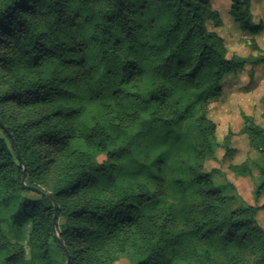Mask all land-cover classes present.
<instances>
[{"label": "trees", "instance_id": "trees-1", "mask_svg": "<svg viewBox=\"0 0 264 264\" xmlns=\"http://www.w3.org/2000/svg\"><path fill=\"white\" fill-rule=\"evenodd\" d=\"M230 1L239 26L259 31L248 1ZM214 17L206 0H0V104L30 111L0 112V264H109L114 254L129 264H264L255 218L264 201L231 211L200 160L168 163L187 120L201 156L213 155L215 124L194 113L248 62L207 30ZM244 119L264 160V127ZM145 136L160 148L146 170L153 188L124 182ZM52 150L63 158L44 189ZM258 171L255 201L264 163Z\"/></svg>", "mask_w": 264, "mask_h": 264}, {"label": "rangeland", "instance_id": "rangeland-1", "mask_svg": "<svg viewBox=\"0 0 264 264\" xmlns=\"http://www.w3.org/2000/svg\"><path fill=\"white\" fill-rule=\"evenodd\" d=\"M247 1L251 21L260 27L257 32L243 30L233 19L230 0H206L209 10L215 14L214 19H206L207 30L216 33L226 48L228 57L236 55L248 61L243 69L224 75L218 95L209 99L205 106H199L194 113L196 116L201 111H206V118L215 124L214 137L218 147L213 155L201 156L192 120H187L175 129L179 147L173 148L175 153L168 160V163L179 157L200 160L203 171L210 175L213 184L220 189L221 195L230 198L229 209L234 212L242 210L247 205H260L264 201V190L257 201L252 195L253 185L259 180L258 166L262 165L264 160L250 141L251 136L244 119L249 117L264 127V60L260 59L264 57V0ZM0 34H4L3 29H0ZM3 87H6L5 83L0 84V90ZM0 112L8 120H21L30 111L11 102H4L0 104ZM140 130L143 132V129ZM137 132L139 131L134 133ZM132 138L133 136L129 134L126 139ZM136 142L138 146L133 152V161L124 175V182L135 187L153 188L155 179L151 178L146 170L160 148L152 147V141H149L148 137L135 140V144ZM39 149L42 152L40 165H44L46 161L44 151L47 148L39 145ZM50 156L53 162L45 167L37 180L44 189H49L54 178L56 162L63 158L62 154L55 150H52ZM104 158V153L97 156L98 161ZM243 162L247 163L246 170H250V175L245 177L232 170V167ZM255 218L257 224L264 230V210L260 209ZM108 259L109 264H129L124 255L114 254Z\"/></svg>", "mask_w": 264, "mask_h": 264}, {"label": "crops", "instance_id": "crops-1", "mask_svg": "<svg viewBox=\"0 0 264 264\" xmlns=\"http://www.w3.org/2000/svg\"><path fill=\"white\" fill-rule=\"evenodd\" d=\"M261 196V195H260ZM263 203V202H262ZM261 204V203H260ZM264 210V209H263ZM258 211H260V210H258Z\"/></svg>", "mask_w": 264, "mask_h": 264}]
</instances>
